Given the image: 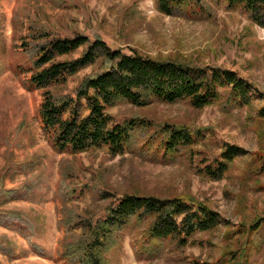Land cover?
Segmentation results:
<instances>
[{"label": "rangeland", "instance_id": "374dc122", "mask_svg": "<svg viewBox=\"0 0 264 264\" xmlns=\"http://www.w3.org/2000/svg\"><path fill=\"white\" fill-rule=\"evenodd\" d=\"M34 18L49 22L60 36H100L128 54L135 50L154 59L228 69L264 93V29L224 4L210 17L185 18L161 13L157 0H0V191L13 189L22 196L0 211L21 214L35 232L30 242L0 225V241L14 249L10 256L0 252V264H62V216L67 209L100 214L108 203L101 199L105 191L195 199L230 223L197 233L183 250L165 245L158 258H140L126 233L114 264H264V247L256 245L264 246V228L250 229L264 217V118L258 116L264 100L255 96L250 106L232 109L220 101L204 109L187 102L108 109L118 122L141 116L200 129L198 144L174 160L155 159L141 144L120 155L106 147L57 153L42 131V91L29 88L30 64L18 47ZM93 69L71 78L64 92L73 93ZM226 144L246 154L221 179L206 176L201 168Z\"/></svg>", "mask_w": 264, "mask_h": 264}, {"label": "trees", "instance_id": "16d2710c", "mask_svg": "<svg viewBox=\"0 0 264 264\" xmlns=\"http://www.w3.org/2000/svg\"><path fill=\"white\" fill-rule=\"evenodd\" d=\"M221 4L241 10L264 29V0H157L161 13L185 18L210 17L213 8ZM19 41L18 47L30 64L28 86L42 91V131L57 153L79 154L106 147L120 155L141 144V150L155 159L174 160L198 144L203 137L200 129L141 116L118 122L108 109L125 103L141 108L180 102L204 109L218 101L232 109L250 106L255 96L264 100V93L234 71L154 59L135 50L128 54L111 48L100 36H60L49 22L38 18L29 20ZM90 67L94 69L74 92L65 93L69 80ZM258 116L264 118V103ZM245 154L242 148L226 144L201 172L221 179L234 160ZM20 197L17 190H1L0 206ZM101 199L108 203L100 214L67 209L62 216V264H114L113 256L126 233L132 234L140 258H158L165 245L183 250L197 233L230 224L206 204L183 196L105 191ZM0 225L32 242L34 224L21 214L0 211ZM263 228L264 217L250 226L256 233ZM260 240L264 244V235ZM0 252L10 256L14 249L0 241Z\"/></svg>", "mask_w": 264, "mask_h": 264}]
</instances>
